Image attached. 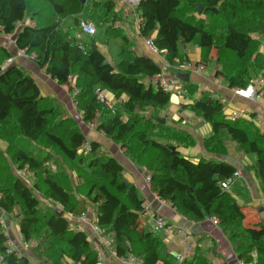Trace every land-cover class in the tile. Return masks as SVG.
I'll use <instances>...</instances> for the list:
<instances>
[{
	"label": "trees",
	"instance_id": "obj_1",
	"mask_svg": "<svg viewBox=\"0 0 264 264\" xmlns=\"http://www.w3.org/2000/svg\"><path fill=\"white\" fill-rule=\"evenodd\" d=\"M120 2L0 0V32L16 36L18 50L33 56L61 85L78 90L75 101L83 123L94 125L98 115L114 114L96 128L120 143L134 162L147 168L151 189L162 200L173 203L191 220L217 217L239 259L246 264H264V229L247 228L236 200L219 184L232 177L237 168L227 162H196L149 134L162 128L161 112L172 98L173 90L151 81L162 72V65L149 56L132 53L127 44L120 50L121 60L113 65L98 47H93L95 41L83 42L75 35L86 6L98 8L104 23H112L106 28L108 33L123 35L114 27V22L123 19ZM136 11L142 19L141 36L151 38L159 51L165 50L171 64L175 58L189 60L184 50L190 44L203 49L205 61L216 50L217 72L231 87H245L252 80L250 71L264 65L257 53L260 41L252 36L264 35V0H141ZM69 16L75 17V24L64 27ZM12 57L9 47L0 44V138L13 147L14 165L32 171L37 179L33 186L26 183L0 154V210L20 217L24 239L36 242L35 254L46 264H102L87 231L75 229L69 218V214H87L89 204L95 206V222L111 238L118 256L133 255L143 264H157L162 239L154 233L145 237L138 227L143 201L137 185L125 177L124 165L114 156L97 155L100 144L88 140L79 119L65 117L54 98L42 96L36 79L23 67L5 66ZM183 81V96L194 99L197 85L190 78ZM99 86L113 94L125 93L122 107L111 108L101 101L96 92ZM191 109L210 121L216 131L226 128L233 139L255 152L264 180V133L254 132L252 126H243L238 120L225 119L222 103L206 92L193 100ZM21 141L49 150L34 154L25 143L20 146ZM87 144L91 150L86 155ZM53 149L62 154L72 174L62 167H52L54 161L59 162ZM75 173L77 180L73 178ZM43 200L51 204L43 206ZM9 239L0 220V254L8 264H30L17 250L7 253ZM179 264L213 263L197 249L192 259Z\"/></svg>",
	"mask_w": 264,
	"mask_h": 264
},
{
	"label": "crops",
	"instance_id": "obj_2",
	"mask_svg": "<svg viewBox=\"0 0 264 264\" xmlns=\"http://www.w3.org/2000/svg\"><path fill=\"white\" fill-rule=\"evenodd\" d=\"M124 9L123 19L119 22H114L115 28H120L123 35L115 37L107 32L109 38L124 39L125 42L121 48L127 44L134 54L146 55L153 58L157 63L162 65V68L168 62L167 53L165 51H154L146 43L148 38L141 36L137 26V36L129 33L127 22L132 19L135 22L134 14L138 13L133 10L127 3L120 2ZM137 9V8H136ZM74 17V16H73ZM131 17V18H130ZM116 23H120L116 25ZM136 23V22H135ZM112 23H107L106 28ZM70 26H74L73 24ZM131 27V26H130ZM255 39L260 41V46L257 53H260L264 61V35L253 34ZM14 35L3 34L0 32V44L8 46L13 57L9 59L5 66L16 64L23 67L32 75L39 87L42 96H49L58 100L59 104L63 102V106L68 110L70 116L83 120L82 113L77 110L74 98L70 96L69 85H61L57 80L53 79L45 70L41 68L33 56L27 54L24 50H18L15 45ZM84 42V41H83ZM95 45L103 52L107 61L113 65H117L121 60L120 51L118 52V60L115 62L109 54L111 52L106 49L107 45H100L95 41ZM192 44L186 46V53L189 61L198 63L202 59L203 49L194 45V51L191 50ZM121 50V49H120ZM216 50L211 53V58L207 61V66L203 72L195 71H175L172 66L165 70L172 74L180 72L183 78L189 75L190 82L197 85V91L193 98L198 99L202 93L206 92L218 99L223 105L224 118L227 120H238L243 126H252L253 131L264 133V88L261 94H256L254 98H246L235 93V88L231 87L226 78L222 74H218V57L214 55ZM256 54L253 55V57ZM210 65H213L211 73ZM252 69V68H251ZM257 71L252 72V78L261 77L264 79V65L257 68ZM178 84L185 86V81L182 77H178ZM74 78L72 83H74ZM203 84H208L209 89H204ZM100 88L97 87V89ZM102 90V89H101ZM104 95L116 106L122 107L124 100L127 99L125 93L113 94L107 90H102ZM73 92V90H72ZM74 96V93H73ZM183 97V98H182ZM179 97L174 101L171 98L170 103L162 110L160 116V125L162 128L152 129L149 131L158 132L160 136L155 137L160 141L170 144L175 147L181 154L196 162L200 160L227 162L234 165L241 176L228 188L232 196L237 202L238 208L241 210L244 218V224L247 228L264 229V180L259 172L258 156L255 152L248 149V146L233 139L232 135L226 128H220L216 131L213 124L207 121L203 116L191 109V104L194 99ZM60 104V105H61ZM236 112V116L232 114ZM65 116V114H64ZM114 114L98 115L95 119L96 124L108 120ZM66 117V116H65ZM126 118V117H125ZM96 124L89 125L84 123L83 131L88 136V140L98 141L107 139L108 137L103 131L96 128ZM107 137V138H106ZM108 140V139H107ZM115 154H110L119 159L125 167V177L129 182L135 183L138 187L140 197L143 201L144 209L140 212L138 218V227L147 237L154 233L161 237L162 245L160 247V260L157 264H174L173 260H177L178 253L186 250L189 255L186 260H190L195 256L198 250L211 261L213 264H243L239 259L233 242L228 234L223 231L220 223H215L212 217H206L202 220H191L177 211L173 203L162 200L159 195L151 189V184L148 179L150 172L146 167L141 166L137 162L127 157L126 151L122 147H114L112 150ZM121 155V158L119 157ZM226 179V178H225ZM223 179V180H225ZM222 181V180H221ZM220 184V182H219ZM86 198V197H85ZM87 200V198L85 199ZM89 204V212H87L86 220L80 217H74L69 214L72 226L75 229L86 230L89 234V240L92 246L96 248L101 257L102 264H139V259L136 261L126 260L116 254L115 248L112 245H107L106 241L111 240L105 234H99L94 229L96 224V212L92 210ZM7 213L0 210V216L3 218V226L8 232L12 247L18 251L19 255H24L28 258L30 264H46L41 261L35 254L34 246H31L34 241L27 242L24 239L20 230V221L15 224L16 219L11 216L5 219ZM162 216L168 224V227L157 229V217ZM20 218V217H19ZM178 264L182 263L177 260ZM184 262V261H183Z\"/></svg>",
	"mask_w": 264,
	"mask_h": 264
},
{
	"label": "rangeland",
	"instance_id": "obj_3",
	"mask_svg": "<svg viewBox=\"0 0 264 264\" xmlns=\"http://www.w3.org/2000/svg\"><path fill=\"white\" fill-rule=\"evenodd\" d=\"M121 1L126 3L124 0H121ZM193 14H195V16H197V17L200 16L199 13H194L193 12ZM102 15H103L102 12L98 8H92L91 6H86L84 12L80 16V21H82L83 19L89 21L91 24H93L97 28V32H96L95 35H89V34H87V33H85L83 31L82 27L77 26V28L75 29L74 33L78 37V39L81 40V41H89L91 44L93 43V41H96L100 45H104V46L107 45L106 49H109L111 51V52H109V54L113 57V59L116 62L118 60V58H119L118 57V52L120 51L121 46L123 45L125 40L124 39H119V38H113L112 39V38L108 37V35L106 33V26L107 25L104 23ZM134 18H135V16H134ZM72 24L73 25L75 24V17H73V16L67 17L65 19V22H64V27H68V26H70ZM118 24H120V23H116V25H118ZM127 25H129V28H128L129 33H131L133 35V37L137 36V32H136L137 26H136V23L133 21V16H132V19H130L127 22ZM194 49H195V47H194V44H193L192 47H191V50L194 51ZM214 55L216 57H218L217 53L215 54V52H214ZM199 63L205 64V66H207V64H206L207 61H205L203 59H201L199 61ZM209 70H210L211 73L213 72V70H214L213 65H210V68L208 69V71ZM27 73H29V72L27 71ZM202 87L204 89H209V90L211 89L208 84H203L202 83ZM184 88L185 87L183 86V84H181V85H179L178 89L173 90L172 91V100L175 101L178 98V96L182 97L183 96L182 92H183ZM74 90H73V92L70 91V93H71L70 96H71V98H74L73 100H75V96H76L75 94L73 96ZM120 94H122V92H120ZM56 101L59 102L58 100H56ZM62 104H63V102H62ZM62 104H61V107L63 109V112H64L65 116H70L69 113H68V110L65 109L64 106H63L64 104L63 105ZM151 111H152L151 109L148 110V111L146 110V113L149 114ZM80 123H81V127H82L84 125L83 121L80 120ZM157 133L158 132H152L151 136L154 137V138L160 136V134H157ZM107 139H105V140L103 139L102 142L99 143L100 144V148L96 152L97 155L107 156V155H110V154H115L116 153L115 149L114 150H112V149L114 147H117V148L121 147L120 143H116L111 138H107ZM17 140L18 139H16V143H17ZM24 143L25 142L21 141V142H19V145L21 146ZM25 147H26V149L27 148H32L34 150V154H38L39 151H41V150H49L47 148H44L42 145H38L36 143H25ZM12 149H13V147L10 145V143H8V142H6V141H4V140H2L0 138V154L2 156H6L7 157V160H9V163L12 166V169H13L14 172H16L19 176H21L26 181V183H28V184L33 186V183L36 181L37 176L35 174H33V172L30 171V170L18 169L17 165L16 166L14 165V161H13V158L11 156V152L13 151ZM87 151H88V148H86V155L89 152V151L88 152ZM52 152H53V155L56 158L59 157V162L57 163L56 161H54V163L51 164L52 167L55 168V169L56 168L60 169V167H62L64 172L68 173L69 175L72 174L74 171L71 170L69 168V166L65 162H63V157L61 156L62 154H59L54 149L52 150ZM119 157L121 158V155ZM127 157H129V156H127ZM73 178L76 179V180L79 178L77 173H75ZM50 204H51V202L49 200H43V206L50 205ZM91 208H92V210H96L95 206H91ZM19 210H20V208H18V211ZM10 215L13 217L12 219H16L17 220L15 222V224H17L20 221V218L17 217V214L15 212L14 213H7V215L5 216V219H7L8 217L11 218ZM1 222H3V220ZM6 233L8 234L7 231H6ZM35 243L36 242H34L31 246L36 245ZM173 262H174V264H178L177 260H175V259L173 260Z\"/></svg>",
	"mask_w": 264,
	"mask_h": 264
},
{
	"label": "built area",
	"instance_id": "obj_4",
	"mask_svg": "<svg viewBox=\"0 0 264 264\" xmlns=\"http://www.w3.org/2000/svg\"><path fill=\"white\" fill-rule=\"evenodd\" d=\"M124 1L133 10H136V8L138 7V5H139L141 0H124ZM134 16H135V22H136L138 28H140V23L142 22V19L139 16L138 13H135ZM81 27H82L83 31L85 33L89 34V35H95L96 32H97V28L93 24H91L89 21H87L85 19H83L81 21ZM146 43L152 50L158 51V49L154 45V42H153V40L151 38H148L146 40ZM80 48L82 50H84V52H87V50L85 49L84 45L81 44ZM170 66H172L175 71L182 70V71L203 72L206 69L205 64H202V63H199V62L198 63H192V61H189V60H186V61L183 62L180 59L175 58V63L173 65L170 62H167L165 64V66L163 67L162 72L157 74V75H154L152 77L151 81H152V83L154 85H156V86H158L160 88H163L165 90H175V89L179 88V84H178L179 78L177 76V73L173 72L172 74H170V73H168L165 70L166 68H169ZM263 88H264V79L261 78V77H257V78L252 79L245 87H237V88H235V93L238 94V95H241L243 97L251 99V98H254L256 96V94H261L262 91H263ZM96 92H97L98 98L101 101L106 102L108 104V106L111 107V108L114 106V104L109 99L106 98V96L104 95V93L101 90V88L96 89ZM77 93H78V90L75 89L74 90V94L76 95ZM74 102L76 104V101H74ZM232 116L235 117L236 116V112H234L232 114ZM86 148H88V151H90L91 150L90 149L91 148L90 144H87L84 147L85 151H86ZM240 176H241V172L237 170L232 177H229V178H226L225 180L220 181V186L222 188H224V189H228L235 182V180L237 178H239ZM148 179L150 181V175H149ZM81 218L86 220L85 218H87V215L83 214L81 216ZM0 220L1 221L3 220L2 216H0ZM213 221L216 224L219 223V219L217 217H213ZM156 222H157V225H156L157 229L168 227L167 221L162 216L157 217ZM93 227H94V229L96 230L97 233H99V234H103L104 233V230L101 229L97 224H94ZM106 244L107 245H112V240H110V239L107 240ZM14 251H15V249L12 247L11 242L9 240L8 241L7 253L10 254V253H13ZM176 255H177L176 256L177 260L179 262H183V261L186 260L187 256L189 255V251L186 250V251H184L182 253H178ZM121 258L126 259V260L130 259V260H133V261L137 260V258H135L133 255H129L127 257L122 256ZM100 259H101V257H100ZM137 261H139V264H143L142 260L139 259ZM0 264H8L6 259H5V256L2 255V254H0ZM243 264H246V263H243Z\"/></svg>",
	"mask_w": 264,
	"mask_h": 264
},
{
	"label": "water",
	"instance_id": "obj_5",
	"mask_svg": "<svg viewBox=\"0 0 264 264\" xmlns=\"http://www.w3.org/2000/svg\"><path fill=\"white\" fill-rule=\"evenodd\" d=\"M203 10H204V7L201 5V6L199 7V11L202 12ZM93 47L96 48L97 45L94 44ZM179 76L183 78L184 75L181 74L180 72H178V77H179ZM183 79H189V75H186V78H183ZM172 148L175 149L174 146H172ZM60 212L63 213L62 211H60Z\"/></svg>",
	"mask_w": 264,
	"mask_h": 264
},
{
	"label": "bare ground",
	"instance_id": "obj_6",
	"mask_svg": "<svg viewBox=\"0 0 264 264\" xmlns=\"http://www.w3.org/2000/svg\"><path fill=\"white\" fill-rule=\"evenodd\" d=\"M90 125H92V124H90Z\"/></svg>",
	"mask_w": 264,
	"mask_h": 264
}]
</instances>
